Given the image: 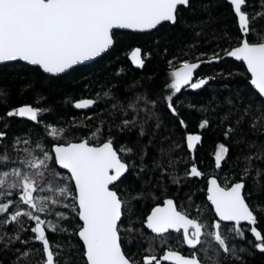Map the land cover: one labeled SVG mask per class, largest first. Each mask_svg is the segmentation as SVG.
I'll return each mask as SVG.
<instances>
[{"label":"trees","instance_id":"trees-1","mask_svg":"<svg viewBox=\"0 0 264 264\" xmlns=\"http://www.w3.org/2000/svg\"><path fill=\"white\" fill-rule=\"evenodd\" d=\"M242 11L248 41H264V0H245ZM175 15L147 32L113 30L108 51L58 76L20 61L0 65V264H87L74 186L51 152L81 139L110 141L127 164L111 187L122 202L120 244L134 264H175L173 251L203 264H264V100L229 56L242 38L236 16L227 0H189ZM135 46L142 68L127 58ZM184 62L207 79L198 90L174 87L171 71ZM82 97L94 105L74 108ZM24 104L34 119L17 116ZM212 175L223 186L243 182L254 226L216 224L206 199ZM167 200L198 223L194 245L179 230L149 229L150 209Z\"/></svg>","mask_w":264,"mask_h":264},{"label":"water","instance_id":"water-1","mask_svg":"<svg viewBox=\"0 0 264 264\" xmlns=\"http://www.w3.org/2000/svg\"><path fill=\"white\" fill-rule=\"evenodd\" d=\"M189 0H0V65L20 61L39 67L48 76H58L72 68L89 64L113 45V30L147 32L163 22L174 23L178 6ZM236 16L242 35L229 56L241 61L250 84L264 100V41L249 42L248 16L242 11L245 0H227ZM127 58L134 68H142L141 49L133 47ZM207 79L189 85L201 88ZM95 99L73 101L78 110H87ZM17 116L32 120L36 109L24 104ZM57 167L67 172L75 190L77 236L83 245L87 264H134L123 252L117 225L122 217V202L111 187L127 171L110 141L94 145L86 139L51 146ZM244 184L236 181L225 187L209 176L206 199L219 222L254 226L256 219L243 196ZM30 198V193L26 192ZM180 214L167 200L153 206L147 224L154 234L178 229ZM40 237L41 223L35 224ZM165 255L162 257L164 260ZM44 264H56L46 259ZM156 264H159L157 261Z\"/></svg>","mask_w":264,"mask_h":264},{"label":"rangeland","instance_id":"rangeland-1","mask_svg":"<svg viewBox=\"0 0 264 264\" xmlns=\"http://www.w3.org/2000/svg\"><path fill=\"white\" fill-rule=\"evenodd\" d=\"M191 69H192V63L184 62L179 67L175 68L171 71V80L176 89H179L183 86H187V80L191 76ZM225 154V148L223 146H219L216 150V160L219 161L221 158L224 157ZM28 187L26 186L25 189ZM27 190H24V192ZM198 223L190 219L187 216L181 215L180 219V233L183 234V237L185 238L186 242L193 243L194 240L191 239V237L197 236L199 227ZM179 264H199L197 262H194L189 259H181Z\"/></svg>","mask_w":264,"mask_h":264},{"label":"flooded vegetation","instance_id":"flooded-vegetation-1","mask_svg":"<svg viewBox=\"0 0 264 264\" xmlns=\"http://www.w3.org/2000/svg\"><path fill=\"white\" fill-rule=\"evenodd\" d=\"M200 78L199 77H195V75H194V68L192 67V69H191V76H190V78L187 80V84H192L193 82H196V81H198ZM225 187H228V186H225ZM212 208V207H211ZM180 214V213H179ZM216 217V216H215ZM180 219H181V214H180ZM199 227V226H198ZM177 230H180V222H179V227H178V229ZM182 234V233H181ZM199 234H200V227H199V231H198V234H197V236H192L191 237V239H193L194 240V242L192 243H189V242H186L185 241V238H184V241L188 244V245H194L197 241H198V239H199ZM182 236H183V234H182ZM168 259L171 261V262H174L175 264H179V262H180V260L181 259H189V260H192V261H194V262H197V263H199V264H203V263H201V262H199L198 260H196L195 258H193V257H189V256H183L182 254H180V253H178L177 251H173L172 253H170V255H169V257H168Z\"/></svg>","mask_w":264,"mask_h":264}]
</instances>
